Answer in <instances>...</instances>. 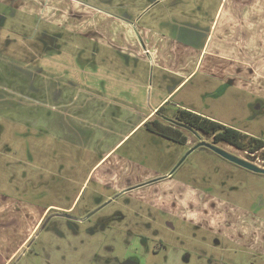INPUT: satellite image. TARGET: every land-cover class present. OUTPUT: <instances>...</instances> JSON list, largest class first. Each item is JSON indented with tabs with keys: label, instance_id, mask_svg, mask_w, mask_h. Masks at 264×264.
<instances>
[{
	"label": "rangeland",
	"instance_id": "rangeland-1",
	"mask_svg": "<svg viewBox=\"0 0 264 264\" xmlns=\"http://www.w3.org/2000/svg\"><path fill=\"white\" fill-rule=\"evenodd\" d=\"M74 1L96 7L100 4L111 16L113 11H120L119 5H125L132 17H140L139 22L172 17L176 3L162 0L142 15L146 0ZM42 10L34 15L0 4V192L33 197L42 203L68 204L78 188L74 180L80 181L112 144L119 142L117 153L130 155L151 168L160 167L159 156L181 149L169 141H155L142 123L137 125L156 99L169 91L172 80L166 74H170L154 67L151 55L147 61L138 60L104 44L118 37L113 25L96 24L106 19L104 15L94 16L92 11H78L71 5L53 12L43 5ZM216 66L219 71L226 68V75H234L238 83L234 81L233 87L222 91L224 86L219 81L199 72L174 89L164 102L188 107L264 140V112L254 114L250 107L254 96L264 99V45L262 55L256 58L247 54L243 63L228 58L226 65L221 61ZM56 120L77 123L89 148H79L75 155L58 145L52 152L51 144L44 142L39 146L43 152L35 155L33 162L23 153L19 156L25 162L18 161L15 150L23 145L21 141L37 135L51 139L47 127ZM97 144L98 148L92 149ZM203 149L197 148L181 170H193L214 187L215 193L264 217V174L227 162L205 161ZM226 149L233 150V146ZM50 155L57 163L64 162L63 169H54L55 174L47 169ZM77 157L82 158L81 171L72 176L69 166ZM252 160L264 166V148ZM88 192L89 188L80 200V195L77 197L76 209L88 203ZM133 221L128 215L112 222L107 230L97 228L92 233L89 223L53 218L39 230L17 264H264V254L244 251L222 238L219 243L212 236L202 240L201 231L196 237L163 231L162 247L158 238L148 237L141 223ZM142 233L144 237L139 236Z\"/></svg>",
	"mask_w": 264,
	"mask_h": 264
},
{
	"label": "flooded vegetation",
	"instance_id": "flooded-vegetation-1",
	"mask_svg": "<svg viewBox=\"0 0 264 264\" xmlns=\"http://www.w3.org/2000/svg\"><path fill=\"white\" fill-rule=\"evenodd\" d=\"M146 1L147 4L144 5L145 8L143 9L144 12H142V15L150 7L162 0ZM99 5L97 8L102 9ZM119 7L120 11H113V15L130 25L132 38L136 39L144 50L145 60L147 61V57L149 59L150 54L147 51L146 41L140 30V17H132V15L125 10V5H119ZM197 32V35L194 34V36H192L191 34L193 38H187V41H193L195 38H198L199 35L202 36L203 33L207 32V29L202 28ZM126 48L133 49L130 47L129 43L126 45ZM122 55L132 57L127 52H123ZM166 76L168 79L172 80L171 77H168V75ZM213 78L217 79L221 86H224L223 89H226V87L230 86L232 83L231 79H226L224 77L213 76ZM169 83L171 84L170 88H173V80L172 82L169 80ZM254 97V101L250 103L251 110L254 114L264 112V99L259 96ZM163 104L166 106L162 113H157L156 109L151 117L145 118L150 113L151 110H149L139 120L137 125L142 123L141 126L152 134V138L155 141H169L180 146L181 149L175 150L174 152L170 151L163 157L159 156L157 164H160V167L151 168L147 165L145 166L139 160L132 158L130 155L117 153L119 149V142H117L108 146L107 150L84 172L80 181L74 180V184H76L78 188L75 186L76 192L70 203H42L40 200L33 197L26 196L20 198L16 196L20 201L32 203L42 209L40 223L34 233L41 227L44 221L45 223L42 225V228H44L51 219L56 217L73 222L89 223V229L94 233L97 228L103 231L107 230L110 228L112 222L122 221L129 215L134 220L133 222L135 224L141 223L146 234H149L148 237L158 238L162 247L164 244V239L161 236L163 231L174 233L175 236H181L182 232H187L191 237H196V233L201 231L202 240L204 239L206 241L208 237L212 236L216 238L215 242L219 243L222 238L224 241L228 240L229 243L239 246V248L244 251H253L257 255H263L264 253L260 252L257 247H253L252 244L256 241H260V243L262 242L264 244V235L262 236L261 234H264V223L259 219L261 215L254 209H245L236 205L232 200L226 199V195L220 196L215 193L214 187H212L208 181L200 179L193 170L184 169L183 172L181 169L184 161L189 158L197 148H204V154H202L201 157L205 161L209 159L216 160L225 165L227 162L233 166L248 170L231 162L204 145L190 150L200 140L210 142L255 164L257 163L252 160L253 156L259 151L262 152L264 147L255 151H249L248 149L237 148L226 143L224 140H216L211 135L203 133L193 122L190 123L184 119L177 118L174 113L178 114L177 110L178 107H181L180 105L175 104L173 107L168 106V101ZM76 124L77 123L71 121L56 120L55 123L52 122V124H49L47 127L51 139L46 141V139L37 135L35 139L22 140L21 142L23 145L19 150L18 148L15 150L17 160L25 162L19 156V153H23V155L25 154V158L33 162L35 155L43 152L39 146L44 142L51 144L53 148L52 152H55L54 148L56 149L58 145H63L66 151H72L75 155L79 154V148H89L87 140L82 138V134L78 131L79 129ZM36 128H39V126ZM240 131L249 134L243 130ZM71 133H73L74 136L72 137H74V139H72ZM99 145L100 144L92 146V149L98 148ZM227 146H233V150L226 149ZM92 149L90 147L89 152H91ZM105 154L106 156L104 158L106 159L102 165H98ZM49 159L48 171L55 174L54 169H63V161H61L62 163H57L55 156L51 155ZM81 159V157H77L76 162L69 166L70 171H68L72 176H77L80 173L81 167L79 163ZM57 175L58 178H61L59 173H57ZM88 188V193L91 195L88 199V203L76 209L78 206V201L76 202L77 197L80 195V200L83 193H85ZM6 194L9 195L8 193ZM66 199H69V197L66 196ZM105 209L107 210L103 212ZM76 210L78 213H74ZM237 226L240 228L245 227L246 230L241 231L240 234L234 235L232 234L233 231L230 229ZM144 234L142 233L139 236L144 237ZM32 242L26 250L31 246ZM219 248L223 251L226 250L225 246ZM14 259L9 264H12ZM129 260H132V257H130ZM17 262L15 264H17Z\"/></svg>",
	"mask_w": 264,
	"mask_h": 264
},
{
	"label": "crops",
	"instance_id": "crops-1",
	"mask_svg": "<svg viewBox=\"0 0 264 264\" xmlns=\"http://www.w3.org/2000/svg\"><path fill=\"white\" fill-rule=\"evenodd\" d=\"M172 2L169 3V7ZM174 2H176L174 5L175 12L172 17L166 19L162 17V20L151 17L150 20L139 22L154 67L168 72L170 75H166L171 77L174 82L173 88L156 99L155 105L145 118L151 117L153 112L165 103L164 101L169 94L190 76L201 72L210 78L213 76L227 77V79L231 78L232 82L237 81L238 83L237 77L226 75V68H224L225 71L216 69V63L222 61L223 65H226L228 58L233 63H243L247 59V54L256 58L257 55L263 53L264 0H174ZM0 4L6 7H15L34 15H39L40 11L44 12L42 10L43 5L50 6L52 12L71 5L78 11H92L94 16L95 14H102L106 19H102L99 24H96L110 25V28L113 25V30H116L118 36L120 35L113 37V42L108 40L103 43L111 44L120 55L127 52L138 60L146 61L144 50L136 39L132 38L130 25L117 16L103 12L89 2L0 0ZM146 4L147 1L144 5ZM182 7L187 9H181ZM156 22H159V26L155 25ZM182 25L184 27L180 29L179 26ZM202 28H206L207 32L195 38L196 41H187V38H193L192 36L197 35V31ZM101 40L106 41L104 38ZM128 43L133 48L132 50L126 48ZM228 87H233V84ZM236 87L243 88L241 85H236ZM105 156L106 154L98 165H102L106 159ZM41 216L42 209L40 207L29 202H22L15 195L0 192V264H9L22 250L40 223ZM259 219L264 223V217L261 216ZM230 230L235 235L246 229L237 226ZM252 244L253 247H257L260 252L264 253L262 242L256 241Z\"/></svg>",
	"mask_w": 264,
	"mask_h": 264
},
{
	"label": "trees",
	"instance_id": "trees-1",
	"mask_svg": "<svg viewBox=\"0 0 264 264\" xmlns=\"http://www.w3.org/2000/svg\"><path fill=\"white\" fill-rule=\"evenodd\" d=\"M166 105L162 104L157 109V113H162ZM177 118L193 122L203 133L211 135L216 140H224L240 149L255 151L264 147V140L250 134H246L239 129L223 124L217 120L211 119L205 115L199 114L192 110L178 107Z\"/></svg>",
	"mask_w": 264,
	"mask_h": 264
},
{
	"label": "water",
	"instance_id": "water-1",
	"mask_svg": "<svg viewBox=\"0 0 264 264\" xmlns=\"http://www.w3.org/2000/svg\"><path fill=\"white\" fill-rule=\"evenodd\" d=\"M200 145H204L206 147H208L209 149L213 150L214 152H216L217 154L223 156L224 158L230 160L233 163H236L237 165L244 167L248 170H251L253 172L256 173H261L264 174V167L263 166H259L247 159L238 157L230 152H228L227 150L222 149L221 147H218L210 142L204 141V140H200L194 147H192L190 150H193L194 148L200 146ZM63 215V214H60ZM45 223V221H44ZM44 223L42 225H44ZM34 233V235L32 236V238L28 241V243H26L25 247L21 250V252L16 256V258L14 259L12 264H15L19 258L24 254V252L26 251V248L30 245V243L34 240V238L36 237V235L38 234L39 230L42 229V226Z\"/></svg>",
	"mask_w": 264,
	"mask_h": 264
}]
</instances>
